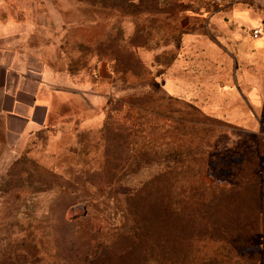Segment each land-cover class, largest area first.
<instances>
[{
    "label": "rangeland",
    "instance_id": "obj_1",
    "mask_svg": "<svg viewBox=\"0 0 264 264\" xmlns=\"http://www.w3.org/2000/svg\"><path fill=\"white\" fill-rule=\"evenodd\" d=\"M27 11L51 113L0 119V264L264 259V111L212 95V4L0 0Z\"/></svg>",
    "mask_w": 264,
    "mask_h": 264
},
{
    "label": "crops",
    "instance_id": "obj_2",
    "mask_svg": "<svg viewBox=\"0 0 264 264\" xmlns=\"http://www.w3.org/2000/svg\"><path fill=\"white\" fill-rule=\"evenodd\" d=\"M263 4V0L212 4V95L239 96L258 111H264ZM31 24L28 11L23 21H0V119L10 132L41 128L51 113L43 75L21 59L18 48ZM253 28L261 30L258 37L252 36ZM257 122L261 123L259 117Z\"/></svg>",
    "mask_w": 264,
    "mask_h": 264
},
{
    "label": "built area",
    "instance_id": "obj_3",
    "mask_svg": "<svg viewBox=\"0 0 264 264\" xmlns=\"http://www.w3.org/2000/svg\"><path fill=\"white\" fill-rule=\"evenodd\" d=\"M208 2H210L211 4L214 5H222L223 3L227 2V1H238V0H207ZM261 30L258 28H253L251 29V34L253 37H258V35H260Z\"/></svg>",
    "mask_w": 264,
    "mask_h": 264
},
{
    "label": "trees",
    "instance_id": "obj_4",
    "mask_svg": "<svg viewBox=\"0 0 264 264\" xmlns=\"http://www.w3.org/2000/svg\"><path fill=\"white\" fill-rule=\"evenodd\" d=\"M139 196V195H138ZM144 205L147 204V201L145 200V198L140 200ZM263 253V252H262ZM248 264H264V259H256L254 260V258L249 259V263Z\"/></svg>",
    "mask_w": 264,
    "mask_h": 264
},
{
    "label": "water",
    "instance_id": "obj_5",
    "mask_svg": "<svg viewBox=\"0 0 264 264\" xmlns=\"http://www.w3.org/2000/svg\"><path fill=\"white\" fill-rule=\"evenodd\" d=\"M83 214H85V212H83Z\"/></svg>",
    "mask_w": 264,
    "mask_h": 264
}]
</instances>
